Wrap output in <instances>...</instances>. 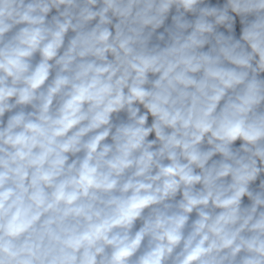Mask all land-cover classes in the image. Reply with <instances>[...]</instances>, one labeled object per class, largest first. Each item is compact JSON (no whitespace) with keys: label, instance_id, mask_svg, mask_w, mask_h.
I'll list each match as a JSON object with an SVG mask.
<instances>
[{"label":"clouds","instance_id":"9594fccd","mask_svg":"<svg viewBox=\"0 0 264 264\" xmlns=\"http://www.w3.org/2000/svg\"><path fill=\"white\" fill-rule=\"evenodd\" d=\"M0 264H264V0H0Z\"/></svg>","mask_w":264,"mask_h":264}]
</instances>
